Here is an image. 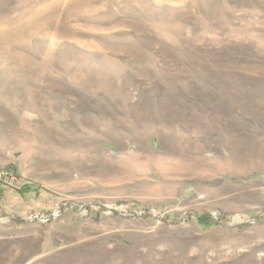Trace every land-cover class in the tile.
Here are the masks:
<instances>
[{"label": "rangeland", "instance_id": "rangeland-1", "mask_svg": "<svg viewBox=\"0 0 264 264\" xmlns=\"http://www.w3.org/2000/svg\"><path fill=\"white\" fill-rule=\"evenodd\" d=\"M0 264H264V0H0Z\"/></svg>", "mask_w": 264, "mask_h": 264}, {"label": "trees", "instance_id": "trees-1", "mask_svg": "<svg viewBox=\"0 0 264 264\" xmlns=\"http://www.w3.org/2000/svg\"><path fill=\"white\" fill-rule=\"evenodd\" d=\"M5 171H7V172H9V171H13L14 173L17 171V168L15 167V166H10V167H8ZM10 173V172H9ZM2 183L1 184H6V185H8L7 183H5L3 180L1 181ZM211 216V214L210 213H203V214H200V215H198L197 216V218H198V220L199 221H202V220H204L205 218H207V217H210Z\"/></svg>", "mask_w": 264, "mask_h": 264}]
</instances>
